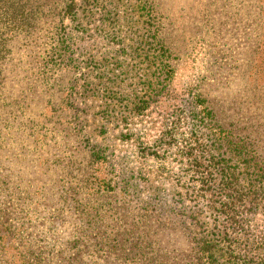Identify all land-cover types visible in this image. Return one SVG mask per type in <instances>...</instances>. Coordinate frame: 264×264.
<instances>
[{
  "label": "trees",
  "instance_id": "obj_1",
  "mask_svg": "<svg viewBox=\"0 0 264 264\" xmlns=\"http://www.w3.org/2000/svg\"><path fill=\"white\" fill-rule=\"evenodd\" d=\"M253 13L254 53H264V0H256ZM118 15L135 27L137 39L120 46V60L94 59L84 50L90 22L97 16L114 25ZM119 32L109 31L106 40L123 44ZM126 49L139 75L129 83L119 68ZM177 57L163 36L157 0H0V158L6 137L21 133L33 161L31 171L17 168L14 178L0 172V205L8 200L16 209L12 225L0 207V256L14 264H86V249L89 264H264V254L248 256L240 248L250 237L248 217L264 211V149L258 152L255 138L223 121L211 96L193 93L188 108L196 136L188 155L191 181L199 189L189 186L185 198L194 214L168 202L160 188L144 192L142 178L119 165L108 126L124 130L120 140L132 139L131 118L150 113L170 94ZM256 74L255 104L264 114V81L258 87ZM145 145L140 142V158L149 154ZM28 172L33 176L26 180ZM71 212L82 222L75 235L47 241L53 220ZM3 220L12 238L24 241L8 243ZM34 225L43 235L38 241L24 234ZM166 231L173 232L171 242H185L176 256L160 246Z\"/></svg>",
  "mask_w": 264,
  "mask_h": 264
},
{
  "label": "rangeland",
  "instance_id": "obj_2",
  "mask_svg": "<svg viewBox=\"0 0 264 264\" xmlns=\"http://www.w3.org/2000/svg\"><path fill=\"white\" fill-rule=\"evenodd\" d=\"M255 2L256 0H157L158 9L162 13L163 36L178 56L175 62V74L169 86L170 94L159 100L150 113L143 117L138 115L131 118L129 128L132 139L120 140L119 136L124 130H120L119 126L115 129H112L111 125L108 126L117 158H122V160L118 159L119 165L124 170L132 171L134 175L137 173V176L142 178L144 192L149 189L148 193H150L152 188H160L161 192L169 194L165 196V199L168 202L173 200L174 203L180 204L178 206L186 214H194L195 209L188 197L185 198V192L190 191L191 185H195V191L199 189L198 183L191 181L195 177L190 169L191 158L188 157L189 149L196 142L195 132L191 129L192 123L188 118L189 102L193 93L201 92L203 95L211 96L218 106L219 115L223 116V121L234 122L233 127L237 129L238 134L246 135L251 139L255 138L258 152L264 149V114L255 104L253 88L254 71L257 73L258 87H263L261 83L264 81L263 50L254 53L256 47L253 38L256 25V16L253 13ZM129 16L132 15L129 14ZM118 17L119 22L114 25L103 23L97 16L90 22L84 50L92 54L94 59L99 60L105 56L110 61H115L119 59L116 53L120 46H130L137 39L131 33L135 31V27L130 22L123 21L120 15ZM109 31L111 34H118L120 31L123 44L119 45L118 41L108 42L105 35ZM127 49L126 53L120 56L123 60L119 68L120 72L125 74L121 77L129 83L128 79L134 78L133 74L138 75V73L135 71V66H132L133 60H128L130 57L127 55ZM112 56L116 59H110ZM251 64L256 66L254 71L251 69ZM114 69V74H120L118 69ZM84 70L81 71L84 72ZM95 70L100 69L96 66ZM93 75L98 74L93 73ZM95 80H92L93 85ZM132 88L128 86V93L134 92ZM246 103L249 106L241 107ZM3 132L1 129L0 134L2 135ZM21 136V133H17L12 137H6L7 147L3 149L4 153L0 158V172L7 179L15 177L17 168L28 171L33 169V161L32 163L27 161V151L20 144L23 141ZM16 137L20 139H15ZM199 138L203 143V138ZM140 142L149 148L144 151L145 154L149 152L145 158L139 157L142 152L139 148ZM204 143H206L205 139ZM24 170L22 171L25 172ZM99 174L102 175V173ZM32 176L33 174L28 172L25 179L28 180ZM110 199L114 200L113 197ZM3 202L4 205L0 207L4 209L6 220L13 225L10 217L16 213V209L10 201ZM55 205L56 203L51 207ZM156 210L159 213L160 209L156 208ZM48 211L56 214L51 212L52 210ZM204 215L207 216L206 213ZM248 218L250 221L247 229L250 237L240 241L241 252L248 256H263V208L257 209L255 215ZM78 220L82 223L73 212L65 213L59 221L55 218L54 232L47 234L45 239L55 242L58 238L74 236L79 229L77 228ZM5 224L4 222L3 232L7 233L8 243L12 246L20 244L23 239L14 240L10 234L12 229ZM112 224L116 227L115 221H112ZM43 229L45 230V227ZM24 234L32 238V241H38L43 236L40 225L29 226V232ZM172 237L171 231L160 234V246L172 250L170 254L176 256L179 251L185 250L186 246L179 237L173 238L171 242ZM35 248L41 247L36 245ZM246 250L249 252L247 253ZM8 251L10 253L13 249L8 247ZM88 253L89 251L85 249L81 254L86 264L90 263L91 256H87ZM0 264L14 263L9 256H0Z\"/></svg>",
  "mask_w": 264,
  "mask_h": 264
}]
</instances>
